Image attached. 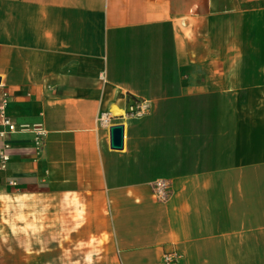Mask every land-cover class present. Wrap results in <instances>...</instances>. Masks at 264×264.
Masks as SVG:
<instances>
[{
	"label": "crops",
	"instance_id": "1",
	"mask_svg": "<svg viewBox=\"0 0 264 264\" xmlns=\"http://www.w3.org/2000/svg\"><path fill=\"white\" fill-rule=\"evenodd\" d=\"M2 92L0 264H264V0H0Z\"/></svg>",
	"mask_w": 264,
	"mask_h": 264
},
{
	"label": "built area",
	"instance_id": "2",
	"mask_svg": "<svg viewBox=\"0 0 264 264\" xmlns=\"http://www.w3.org/2000/svg\"><path fill=\"white\" fill-rule=\"evenodd\" d=\"M8 104V94L6 92H2L0 96V123L3 126V129H0V138H5V136L10 135L17 131H32L37 136H41L43 134V129L40 124H20L17 125L14 123L9 115L6 112V107ZM149 109V105L146 103L145 105H136L130 106L128 116L129 117H137L142 115ZM99 122L104 127L109 128L114 125L110 124L109 117L106 114H102L99 117ZM123 125V124H122ZM124 127V125H123ZM8 143L4 142L3 147H7ZM6 162V156L0 151V163L1 167L4 166ZM169 182L164 179H157L152 182V194L154 198L158 201H165L169 195ZM179 258V255L175 252L166 253L163 257L165 263H172Z\"/></svg>",
	"mask_w": 264,
	"mask_h": 264
},
{
	"label": "water",
	"instance_id": "3",
	"mask_svg": "<svg viewBox=\"0 0 264 264\" xmlns=\"http://www.w3.org/2000/svg\"><path fill=\"white\" fill-rule=\"evenodd\" d=\"M124 128L122 124H114L109 128V143L113 150H120L123 147Z\"/></svg>",
	"mask_w": 264,
	"mask_h": 264
}]
</instances>
